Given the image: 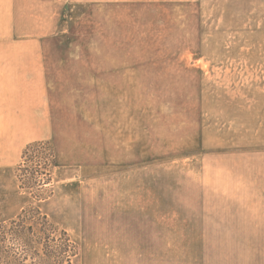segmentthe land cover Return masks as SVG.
I'll list each match as a JSON object with an SVG mask.
<instances>
[{"label":"rangeland","instance_id":"1","mask_svg":"<svg viewBox=\"0 0 264 264\" xmlns=\"http://www.w3.org/2000/svg\"><path fill=\"white\" fill-rule=\"evenodd\" d=\"M34 142L43 200L17 178ZM29 205L71 264H264V0H0L6 231Z\"/></svg>","mask_w":264,"mask_h":264},{"label":"trees","instance_id":"2","mask_svg":"<svg viewBox=\"0 0 264 264\" xmlns=\"http://www.w3.org/2000/svg\"><path fill=\"white\" fill-rule=\"evenodd\" d=\"M54 154L48 142H34L23 150L20 164L16 169L17 178L20 188L26 189L28 194L34 196L36 200L47 199L52 194L49 190L47 192L46 186L52 183L51 170L55 161ZM44 191L47 192V197L42 195ZM9 222L13 225L9 231L5 230L6 223L0 224V264L11 259L13 257L11 254L15 250L19 252L17 256L21 254L26 256L29 253L27 255L29 258L31 255L38 258L41 251L45 252L48 254L50 264L53 263L54 258L58 259L55 254L61 253L65 258V264H71L77 255L76 245L67 233L52 224L47 215L34 205H29ZM12 238L14 241L10 240ZM41 240L45 241V244ZM2 254L5 256L1 257ZM1 258L4 259L3 262Z\"/></svg>","mask_w":264,"mask_h":264}]
</instances>
